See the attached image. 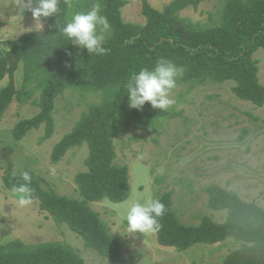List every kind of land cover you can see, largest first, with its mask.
<instances>
[{"label": "trees", "instance_id": "16d2710c", "mask_svg": "<svg viewBox=\"0 0 264 264\" xmlns=\"http://www.w3.org/2000/svg\"><path fill=\"white\" fill-rule=\"evenodd\" d=\"M68 1L60 0L59 13L41 17L42 28L25 33L7 43L0 55V119L14 101H31L38 113L19 121L12 130L15 141L44 125L40 143L52 137L55 99L65 90L80 93L100 92L101 100L88 106L72 130L52 148L50 159L58 163L65 154L83 145L88 154L85 171L74 177L78 199L60 196L43 188L39 177L30 172L34 197L39 209L47 212L57 224H64L109 264H137L134 258L121 255L118 241L100 220L91 203L107 200L121 203L130 196V176L126 166L115 165L113 138L134 124L148 130L170 116L153 109L147 102L141 110L129 108L126 84L133 72L154 66L164 57L183 68L180 83L204 85L232 82V92L241 101L256 107L264 104V85L259 82L258 61L254 54L264 49V0H221L224 6L219 23L202 26L181 17V11L196 9L212 0H173L161 10L142 0L141 14L145 23H125L121 18L122 0H101L102 14L108 17L111 36L105 40L104 55L87 54L73 45L59 31L67 20ZM31 13V12H30ZM23 65V86L17 90L14 75ZM39 91V99L32 100ZM5 188L24 183L21 174L4 176ZM208 207L226 211L223 222L202 217L197 225L183 223L173 210L171 193L157 197L165 205L155 231L156 242L178 253L198 244L213 246L232 240L238 247L220 264H264V209L242 201L232 191L211 185L204 189ZM0 264H84L72 248L60 243L25 244L11 240L0 244ZM215 264V263H212Z\"/></svg>", "mask_w": 264, "mask_h": 264}, {"label": "rangeland", "instance_id": "374dc122", "mask_svg": "<svg viewBox=\"0 0 264 264\" xmlns=\"http://www.w3.org/2000/svg\"><path fill=\"white\" fill-rule=\"evenodd\" d=\"M121 18L125 23L144 24L142 0H122ZM173 0H148L161 10ZM94 0H69L67 19L77 11H87ZM224 1L201 3L180 16L202 26L219 23ZM30 11L23 12L17 0H0V55L7 43L25 33L42 28ZM106 39L111 36L105 34ZM258 61L259 82L264 85V49L254 54ZM9 79L0 82V90ZM17 90L23 86V65L14 75ZM234 83H180L173 90L175 103L167 110L169 117L148 130L136 129L134 124L113 138L115 165L126 166L130 176V196L121 203L107 200L91 203L100 220L118 241L121 255L134 258L137 264H220L238 245L232 240L213 246L198 244L178 253L156 242L154 232L129 234L123 217L127 204L136 196L159 197L171 193L173 210L185 224L197 225L202 217L223 222L226 211L208 207L204 189L211 185L232 191L247 203L264 209V104L256 107L236 98ZM39 91L32 100L39 99ZM101 100L100 92L80 93L69 88L55 99L54 132L42 141L44 125L15 141L14 126L38 113L31 101H14L0 119V244L21 240L25 244L60 243L75 250L84 264H109L97 253L84 246L83 241L64 224L55 223L47 212L39 209L37 200L20 206L18 193L5 188L3 177L20 175L27 170L36 174L47 191L78 199L74 177L84 172L86 145L69 150L58 162L52 163L54 145L69 133L80 115L91 104ZM142 155L143 159H138Z\"/></svg>", "mask_w": 264, "mask_h": 264}, {"label": "clouds", "instance_id": "9594fccd", "mask_svg": "<svg viewBox=\"0 0 264 264\" xmlns=\"http://www.w3.org/2000/svg\"><path fill=\"white\" fill-rule=\"evenodd\" d=\"M60 0H17L23 12H31L32 18L39 23L41 17L48 18L58 14ZM111 25L106 15L102 14L101 0H94L87 11L74 12L70 18L58 26V31L78 48L87 54L104 55L105 34L110 32ZM183 68L167 58L157 59L151 68L144 67L133 72L126 84L129 108L141 110L147 102L153 109L167 111L175 100L172 96L177 80L183 75ZM138 159H143L142 155ZM24 183L14 187L19 194L20 206L29 205L34 197L30 187L32 176L29 171L21 173ZM165 213V205L153 196H136L128 202L123 221L129 234L149 233L160 228L159 218Z\"/></svg>", "mask_w": 264, "mask_h": 264}]
</instances>
